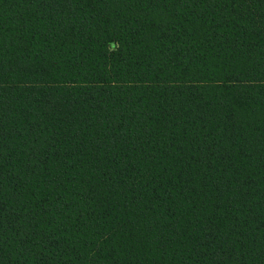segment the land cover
Returning a JSON list of instances; mask_svg holds the SVG:
<instances>
[{
  "label": "trees",
  "instance_id": "obj_1",
  "mask_svg": "<svg viewBox=\"0 0 264 264\" xmlns=\"http://www.w3.org/2000/svg\"><path fill=\"white\" fill-rule=\"evenodd\" d=\"M0 264H264V0H0Z\"/></svg>",
  "mask_w": 264,
  "mask_h": 264
}]
</instances>
